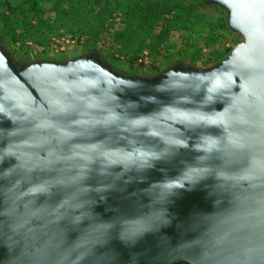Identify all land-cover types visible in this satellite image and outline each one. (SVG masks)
<instances>
[{"label": "water", "instance_id": "1", "mask_svg": "<svg viewBox=\"0 0 264 264\" xmlns=\"http://www.w3.org/2000/svg\"><path fill=\"white\" fill-rule=\"evenodd\" d=\"M243 37L152 76L0 39V264H264V0H204Z\"/></svg>", "mask_w": 264, "mask_h": 264}, {"label": "rangeland", "instance_id": "2", "mask_svg": "<svg viewBox=\"0 0 264 264\" xmlns=\"http://www.w3.org/2000/svg\"><path fill=\"white\" fill-rule=\"evenodd\" d=\"M76 1L0 0L2 44L21 64L67 61L97 53L118 71L152 77L178 64L210 68L227 58L243 41L242 35L229 29L225 10L207 6L196 9L202 20L208 22L206 28L191 31L175 25L168 29L163 40L151 42L153 47H141L137 53L124 52L117 38L125 20L122 12L100 9L93 5L94 0L93 4L87 0L74 7L72 2ZM181 1L189 4L194 0ZM222 16L226 28L217 22ZM161 27L154 25L156 35Z\"/></svg>", "mask_w": 264, "mask_h": 264}, {"label": "trees", "instance_id": "3", "mask_svg": "<svg viewBox=\"0 0 264 264\" xmlns=\"http://www.w3.org/2000/svg\"><path fill=\"white\" fill-rule=\"evenodd\" d=\"M86 1L77 0L72 3L74 7H77L79 3H86ZM94 2L93 4L92 0H88V4H93L103 10H118L124 15L122 28L116 30L123 51L129 50L137 53L141 47L151 48L153 47L151 42L158 39V42L163 40L168 29L175 25L187 27L191 31L202 30L208 25L207 21L202 20L203 16L196 12L197 8L210 6L205 4L204 0H194L189 4H184L181 0H94ZM214 7L220 10V7ZM98 21L99 24H104L102 20ZM160 21L161 23H158ZM217 22L222 28H226L223 16L218 17ZM154 25L156 27L162 25L158 35L155 33Z\"/></svg>", "mask_w": 264, "mask_h": 264}]
</instances>
